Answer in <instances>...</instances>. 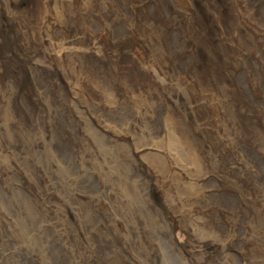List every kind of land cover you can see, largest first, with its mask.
<instances>
[{
	"label": "rangeland",
	"instance_id": "rangeland-1",
	"mask_svg": "<svg viewBox=\"0 0 264 264\" xmlns=\"http://www.w3.org/2000/svg\"><path fill=\"white\" fill-rule=\"evenodd\" d=\"M19 140L0 264H264V0H0L13 213Z\"/></svg>",
	"mask_w": 264,
	"mask_h": 264
},
{
	"label": "bare ground",
	"instance_id": "bare-ground-1",
	"mask_svg": "<svg viewBox=\"0 0 264 264\" xmlns=\"http://www.w3.org/2000/svg\"><path fill=\"white\" fill-rule=\"evenodd\" d=\"M17 142L18 146L16 149L19 151L18 156L20 160L19 163L22 167V174L20 176L19 188L17 185H14L15 188H18V203L20 204L15 213L12 212V207H10L8 203V199L10 198L7 199V194L5 192L9 186L8 179L0 174V262H11L4 253L7 247L11 244H15V246L12 247L10 251L13 254H16L18 258H26L28 254L27 238L31 223V207L28 200L29 176L27 172L26 158L23 153L26 152L25 146L21 140ZM122 157L126 163H129L124 154H122ZM3 163L4 159L1 157L0 165ZM155 167L157 168L159 166L155 165ZM138 179L140 178L138 177ZM138 183V180H133V184L138 185ZM19 241L20 243L16 244V242Z\"/></svg>",
	"mask_w": 264,
	"mask_h": 264
}]
</instances>
